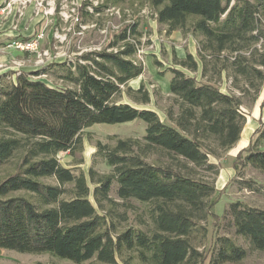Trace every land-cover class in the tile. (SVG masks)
Returning a JSON list of instances; mask_svg holds the SVG:
<instances>
[{"label":"trees","instance_id":"1","mask_svg":"<svg viewBox=\"0 0 264 264\" xmlns=\"http://www.w3.org/2000/svg\"><path fill=\"white\" fill-rule=\"evenodd\" d=\"M148 3L167 33L180 31L199 39L197 60L189 53L173 59L193 75L168 69L171 97L164 119L115 101L125 88L137 102H150L141 86L135 91L127 87L143 72L134 21L121 28L107 50L81 54L68 67L71 87H54L37 78L46 69L0 75V128L12 134H0V167L18 156L14 172L0 180V249L49 254L75 264H133V258L143 264H196L201 257L191 238L200 222L212 216L210 199L219 166L209 158L220 159L238 143L245 123L240 98L255 101L264 84V0ZM223 79L240 96L223 92ZM134 120L146 125L141 140L115 137L114 145L97 143L112 172L98 175L90 169L92 190L83 173L74 175L60 165L58 154L74 157L81 150L85 129ZM154 155L158 158L150 160ZM238 164L264 172V124L236 156L235 171ZM49 177L57 185L41 181ZM113 183L121 201L153 204L150 235L134 228L117 232L107 220L104 208L113 202ZM65 184L72 185V197L61 200ZM223 219L252 249L264 250V209L235 202ZM127 252L133 257H125ZM245 256L244 249L223 236L209 264L238 262Z\"/></svg>","mask_w":264,"mask_h":264},{"label":"rangeland","instance_id":"2","mask_svg":"<svg viewBox=\"0 0 264 264\" xmlns=\"http://www.w3.org/2000/svg\"><path fill=\"white\" fill-rule=\"evenodd\" d=\"M24 16L25 21L22 22ZM133 21L138 23L137 38L141 41L142 47L139 62L143 66V72L139 79L128 82L127 87L135 91L141 86L148 93L150 100L155 103L156 109L164 112L170 104L171 96H166L160 81L157 82L158 79H154V76H161L162 79L171 77L168 69L178 68L173 63L174 57L178 58L176 52L187 54L194 48L197 56L199 39L196 40L189 34L183 35L180 31L167 33L166 25L157 22L156 9L149 5L148 0H0V29L9 23V30L17 33L21 26H25V31L28 28L32 30L26 39L19 36L0 38V75L46 69L47 74L40 75L39 79L54 87H71L72 84L66 78L69 73L68 67L75 63L81 54L107 50L108 44L120 34L121 28ZM30 39L37 41L36 52L23 53L18 49L6 48V45L13 41ZM45 52L49 58L44 57L40 61L36 54ZM219 87L222 91L227 90L240 96L238 91L230 90L226 79L222 80ZM122 89L124 90L115 97L117 103L130 104L138 109L154 106L151 105V101L148 106L137 102L134 94L132 96L125 91V88ZM240 99L242 103L240 110L245 116L240 140L220 159L209 158L210 163L219 166V174L214 176L216 192L210 199L209 211L212 216L200 222V230L191 238L193 246L201 255L196 264L210 263L214 245L217 239L223 236L246 251V256L240 261L226 264H264V250L252 249L250 243L236 235L234 229L227 226L226 220L223 219L225 210L235 202L264 209V172L250 165L238 164L237 171L233 168L238 153L249 145L254 139L256 130L264 124V108L260 107L264 100V84L255 101L248 96H242ZM145 127V123L140 120L110 126H91L84 130L81 136V150L74 157L68 153H60L57 158L60 165L70 169L74 175L83 173L92 190L93 185L89 182L88 174L90 169L98 175L112 172L103 154L97 152V143L114 145L116 138L141 140L145 134ZM0 134L12 136L2 128ZM242 155L244 156V153ZM155 158L158 156H151L150 160ZM162 160L165 161V157H162ZM17 161L18 156L0 167V180L14 172ZM41 181L45 184L57 185L54 178H44ZM247 183L250 184V188ZM63 187L67 192L60 199L68 200L72 197V185L65 184ZM109 196L113 202L105 204L104 209L107 220L116 227L117 232L134 228L150 235L154 229L151 218L153 204L135 200L121 201L116 197L115 183ZM89 199L96 206L91 196ZM96 210L102 213L97 208ZM124 255L133 257L129 252ZM132 263L143 264L136 258L132 259ZM0 264L75 263L49 254H26L0 249Z\"/></svg>","mask_w":264,"mask_h":264},{"label":"crops","instance_id":"3","mask_svg":"<svg viewBox=\"0 0 264 264\" xmlns=\"http://www.w3.org/2000/svg\"><path fill=\"white\" fill-rule=\"evenodd\" d=\"M21 20H22V22H24L25 21V16ZM9 27H10V24L9 23L3 25V28L0 29V38L1 37H6V36H9V37H12V36H15V37L17 36L18 37L19 36V37H23L24 39H26V38H28L30 36L31 31H32L30 28H28L25 31V29H24L25 26H21L20 29L17 30L18 33L20 32L18 34L15 31L9 30ZM173 32H175V31H173ZM190 42H191V40H190ZM178 50H180V49H178ZM195 51L196 50L193 48V51H190L189 54H191L197 60V56L195 55L196 54ZM176 54H177L178 58L185 57V54H182V53L179 54L177 52H176ZM175 69L181 70L182 72L191 75L188 71L183 70V69H181L179 67L178 68H175ZM140 77H141V75L139 77H137V78H134V79L130 80L129 83L131 81H134V80L139 79ZM154 77H155L154 79H158L157 82L160 81V83L162 85L161 86L162 87V91H164V93L166 94V96H171V94L169 93V80H170V77L169 78H166V79H162V78H160L161 76H157V75H155ZM196 77L197 78L199 77V72L197 73ZM223 92H225V90ZM150 101H151V105H154V106H148V105H150V103H148V104H146L148 107H141V109L152 110V111H154V112H156L158 114V116L160 117V119H164L165 118L164 112L163 111H160L159 112V110L156 109L155 103L152 102V100H150Z\"/></svg>","mask_w":264,"mask_h":264},{"label":"built area","instance_id":"4","mask_svg":"<svg viewBox=\"0 0 264 264\" xmlns=\"http://www.w3.org/2000/svg\"><path fill=\"white\" fill-rule=\"evenodd\" d=\"M36 42L37 41L35 39L34 40L30 39V40H26V41H24V40H22V41L21 40L20 41H13L11 44L6 45V48L18 49L20 52H23V53H28V52L31 53V52H36V50H37L36 49ZM141 49H142V47L140 46V48H139V50L137 52V60L138 61H140L139 60V54L142 51ZM47 56H48L47 52H45V53H37L36 54V57L38 59H40V61H42L43 58L47 57ZM48 58L49 57H47L45 59H48ZM17 73H19V72H17Z\"/></svg>","mask_w":264,"mask_h":264}]
</instances>
